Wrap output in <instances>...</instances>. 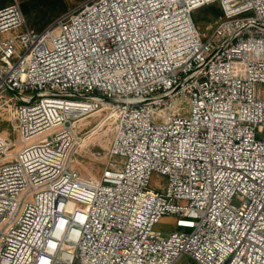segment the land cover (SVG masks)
Instances as JSON below:
<instances>
[{"label": "built area", "instance_id": "obj_1", "mask_svg": "<svg viewBox=\"0 0 264 264\" xmlns=\"http://www.w3.org/2000/svg\"><path fill=\"white\" fill-rule=\"evenodd\" d=\"M7 94L0 264H264V0H86L42 30L1 6ZM97 109L113 141L83 175L76 120Z\"/></svg>", "mask_w": 264, "mask_h": 264}, {"label": "rangeland", "instance_id": "obj_2", "mask_svg": "<svg viewBox=\"0 0 264 264\" xmlns=\"http://www.w3.org/2000/svg\"><path fill=\"white\" fill-rule=\"evenodd\" d=\"M86 0H0V7L18 2L27 19V26L36 30H42L51 21L65 13L66 11L79 6ZM218 16L208 11L206 7L196 10L195 20L203 31L215 24ZM10 94V93H9ZM7 95H0V131L11 133L12 114L4 109L2 98ZM76 131L78 133L77 141L72 149L74 166L83 174H99L105 167L109 150L113 141L115 131V119L106 109H97L77 118ZM164 177L153 173L152 186ZM175 217L164 215L155 225L156 230L163 232L175 228ZM194 261L188 256H182L178 263L191 264Z\"/></svg>", "mask_w": 264, "mask_h": 264}, {"label": "trees", "instance_id": "obj_3", "mask_svg": "<svg viewBox=\"0 0 264 264\" xmlns=\"http://www.w3.org/2000/svg\"><path fill=\"white\" fill-rule=\"evenodd\" d=\"M203 7H206L208 11L212 12L214 15L218 17L222 15V9L217 4H209ZM195 17H196V12L194 14V18Z\"/></svg>", "mask_w": 264, "mask_h": 264}, {"label": "water", "instance_id": "obj_4", "mask_svg": "<svg viewBox=\"0 0 264 264\" xmlns=\"http://www.w3.org/2000/svg\"><path fill=\"white\" fill-rule=\"evenodd\" d=\"M16 93V91H14Z\"/></svg>", "mask_w": 264, "mask_h": 264}]
</instances>
